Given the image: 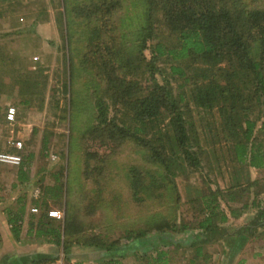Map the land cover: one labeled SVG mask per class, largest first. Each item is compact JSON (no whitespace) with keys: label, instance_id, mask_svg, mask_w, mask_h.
Instances as JSON below:
<instances>
[{"label":"trees","instance_id":"obj_1","mask_svg":"<svg viewBox=\"0 0 264 264\" xmlns=\"http://www.w3.org/2000/svg\"><path fill=\"white\" fill-rule=\"evenodd\" d=\"M63 3L64 9L68 6L66 16L68 13L69 19L76 18L86 34L87 49L82 61L85 63L89 54L95 60L103 55L95 65L105 78L110 102L97 99V123L104 125L111 136L132 137L145 146L147 159L155 165L154 170L138 164L128 166L132 199L143 200L147 187L148 196H153L156 188L167 186L169 182H173L174 187L175 177L203 164L201 153L204 148L200 134L189 118V105L182 91L185 85L190 86V100L194 105L216 108L217 130L220 131L218 157L234 166L237 163V169H244V180L237 177L238 170L234 167L233 182L224 187H207L200 195L201 216L199 214L193 223H177L175 215L153 217L145 226H128L124 234L107 240L96 233L83 234L88 223L78 218L71 205L63 218L53 221L55 217L48 214V200L67 195V180L59 181L56 176L54 184L43 188L42 198L33 201L35 207L43 204L39 213L27 214L25 202L4 208L14 238L20 239L25 219L26 233H31L34 228L35 235L43 236L45 242L61 249L64 259L70 257L76 241H82L86 246H94L101 253L97 256L100 259L112 255L122 257L131 247L138 264H173V255L171 257L167 249L172 246L191 250L184 264H203L209 256L203 251L204 242L218 236L223 244L220 264L231 263L257 225H264V176L251 178L249 171L246 172L249 167L264 168V139L256 134L257 130L264 131V7L256 5L255 0H146L144 23L137 34V44L145 45L148 39L152 40L150 57L145 58L141 70L146 80L143 85L133 76L128 78L141 66V59L124 49L122 36H117L118 41L112 37L116 42L112 46H102V24L107 25L99 21L104 18V13L115 8L116 3L109 0H63ZM155 11H160L162 25L168 29L164 35L166 39L158 38ZM60 13L62 15V11ZM61 19L58 16V20ZM66 19V44L70 50V22ZM95 53L98 54L94 56ZM68 57L66 86L74 68L71 55ZM159 62H167V66L161 64L160 67ZM158 70L164 73L163 82L156 76ZM37 76L38 79L30 80L24 89L44 88L45 74L38 73ZM172 79L178 82L176 93L172 90ZM110 106L116 112L124 108L125 119L119 118L116 112L109 115ZM22 149V160L16 173L19 181L28 179L32 156V152L24 155ZM210 154L211 151L207 154L209 166L212 165ZM223 192L229 210L221 207L219 200L223 195L217 196ZM175 194L173 201L176 203L179 196L176 191ZM87 205L93 206V201ZM249 208L256 210L253 223L226 228L223 222L229 213L237 214ZM86 212L92 213V208H86ZM152 229L156 232L148 235ZM185 229L192 231L185 237L179 236L178 232ZM58 258L57 254L47 257L34 254L29 264L51 263ZM113 259L106 264H115ZM234 264H243V259Z\"/></svg>","mask_w":264,"mask_h":264},{"label":"rangeland","instance_id":"obj_2","mask_svg":"<svg viewBox=\"0 0 264 264\" xmlns=\"http://www.w3.org/2000/svg\"><path fill=\"white\" fill-rule=\"evenodd\" d=\"M109 1L115 2L116 6L111 12L104 13V18L99 21L100 24L104 22L107 25L102 24V46H112V43H116L112 37H116L118 41L117 36H122L124 49L132 51L141 59V66L128 75V78H137L145 85L146 80L141 70L144 68L145 58L150 57L152 40L148 39L145 45L137 44V34L144 23L146 0ZM255 1L256 5L264 7V0ZM66 10L68 6L64 9L63 0H0V149L12 148L9 139L15 137L21 138L24 155L32 152L27 180L17 179L18 165L0 163V205L4 208L14 206L15 201L20 198L29 206L27 213L37 214L41 208L38 205L37 211H33V201L35 198H42L43 188L54 184L55 177L58 176L59 181L67 180V195L59 196L58 200H48V207L58 208L65 213L70 205L73 206L78 218L88 223L83 234L96 233L102 239L113 240L124 234V229L128 226H145L149 218L162 216L175 215L176 222L181 224L182 221L187 225L195 222L199 214L201 216V193L209 186L224 187L233 182L232 170L238 166L237 163L234 166L218 157L220 142L217 143V140L220 138V131L217 130L216 108L194 105L190 100L189 85L179 89L186 95L189 118L202 140L203 164L175 177L174 187L173 182L168 181L170 184L167 186L156 188L153 196L147 195V187L145 198L135 201L128 185V166L138 164L145 169L154 170L155 165L147 159L145 146L132 137L111 136L104 125L97 123V99L110 102L105 78L95 65L103 55L100 54L95 60L89 54L86 62L82 61L87 49L86 34L76 18L69 19L68 13L66 16ZM58 16L62 17L61 21ZM66 18L70 22V50L66 40ZM154 20L158 38L166 39L164 35L168 29L162 25L160 11L154 12ZM69 54L74 68L66 86L65 66L69 61ZM161 64L167 66V62L158 63L160 67ZM38 73L45 74V87L37 86L39 90L24 89L30 84V80L33 82L38 79ZM162 74L164 73L160 70L156 73L159 82H163ZM171 84L173 93H176L178 82L172 79ZM23 98L29 99L28 102H23ZM8 104L16 107L15 120L12 122L4 117L5 106ZM114 112L115 109L110 106L109 115ZM124 112L125 109L122 108L116 114L125 119ZM258 126L259 124L256 128ZM256 134L264 139V131L257 130ZM210 151L211 166L208 165L207 155ZM237 170V177L244 180V169ZM248 171L251 178L264 176V168L249 167L246 172ZM36 187L39 188L37 195L34 194ZM171 191L174 193H170ZM175 191L179 196L176 203L173 201ZM220 195H223L219 200L221 207L229 210L224 192L217 196ZM90 200L93 201V206L87 205ZM88 207L92 208L90 214L86 212ZM229 214L228 219L223 222L228 229L253 223L256 210L249 208L237 214ZM191 231L180 230L178 235L185 237ZM155 232L152 229L148 231V235ZM217 237L204 242L203 251L209 256L202 261L203 264H220L223 244ZM81 242L76 241L68 259L63 258L61 249L57 247L59 258L46 264H106L110 258H115V264H138L135 250L131 247L122 257L112 255L100 259L97 256L101 253L94 246H86ZM168 248L171 257L173 255V264H184L191 254L189 249ZM88 252L90 258H84V254ZM240 258L243 259V264H264L263 224L257 225L256 231L249 235L229 264H234Z\"/></svg>","mask_w":264,"mask_h":264},{"label":"crops","instance_id":"obj_3","mask_svg":"<svg viewBox=\"0 0 264 264\" xmlns=\"http://www.w3.org/2000/svg\"><path fill=\"white\" fill-rule=\"evenodd\" d=\"M20 190V186H18ZM20 197V196H19ZM18 198L16 203L22 201ZM16 205V204H15ZM40 204L38 208H41ZM26 204V213H27ZM4 206L0 205V264H29L31 255H38V257H47L52 254H57V247L52 246L50 243L45 242L42 237L35 235V229H31V233H26L27 221L24 219L20 239H15L4 213ZM50 209L52 207H49ZM29 213V212H28ZM27 213V214H28ZM54 218V222L59 219ZM87 251H91L87 249ZM88 255V256H87ZM83 256V254H82ZM84 258H90V253L84 254Z\"/></svg>","mask_w":264,"mask_h":264},{"label":"built area","instance_id":"obj_4","mask_svg":"<svg viewBox=\"0 0 264 264\" xmlns=\"http://www.w3.org/2000/svg\"><path fill=\"white\" fill-rule=\"evenodd\" d=\"M16 115V107L13 104H9L5 111H4V117L7 121H14ZM10 146L13 149H2L0 150V163H8L12 165H19L22 160V154L20 150L23 147V143L21 138H10L9 139ZM39 193V188H34V194L37 195ZM33 211L37 210V207L33 206L31 207ZM48 214L52 217H55L56 219H61L64 216V213L62 210L58 208H49Z\"/></svg>","mask_w":264,"mask_h":264}]
</instances>
